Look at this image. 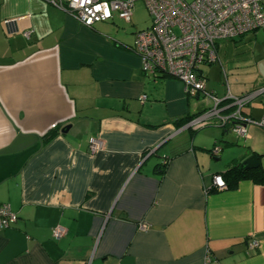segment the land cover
<instances>
[{
	"label": "crops",
	"instance_id": "obj_1",
	"mask_svg": "<svg viewBox=\"0 0 264 264\" xmlns=\"http://www.w3.org/2000/svg\"><path fill=\"white\" fill-rule=\"evenodd\" d=\"M236 40L217 41L219 86L199 68L205 91H258L241 114L259 120L264 57ZM132 43L113 20L86 27L44 0H0V203L17 215L0 264H264V185L212 183L251 154L264 167V129L188 127L211 102L144 74Z\"/></svg>",
	"mask_w": 264,
	"mask_h": 264
},
{
	"label": "built area",
	"instance_id": "obj_2",
	"mask_svg": "<svg viewBox=\"0 0 264 264\" xmlns=\"http://www.w3.org/2000/svg\"><path fill=\"white\" fill-rule=\"evenodd\" d=\"M64 10L86 27L113 20L114 16L129 23L137 1H142L151 23L134 33L131 49L141 61V71L151 77L172 76L179 79L189 97L202 93L211 106L192 117L187 126L197 130L215 123L236 135L246 136V124L264 129V115L259 120L241 114L243 106L256 94L232 95L223 99L205 91V77L199 65L217 60V41L234 40L246 33L264 28V0H44ZM27 36L28 33H25ZM260 91V90H259ZM146 96H141L145 100ZM225 103L223 107L221 103ZM229 114H222L225 109ZM89 151L102 147L99 140L89 139ZM213 153L220 151L214 146ZM216 189L227 187L220 173L214 174ZM17 215L8 204L0 203V231L15 223ZM144 227L145 225L142 224ZM62 227H54L52 235L59 238ZM252 240L249 248L257 247Z\"/></svg>",
	"mask_w": 264,
	"mask_h": 264
},
{
	"label": "rangeland",
	"instance_id": "obj_3",
	"mask_svg": "<svg viewBox=\"0 0 264 264\" xmlns=\"http://www.w3.org/2000/svg\"><path fill=\"white\" fill-rule=\"evenodd\" d=\"M113 21L116 23L119 30L124 32L125 37L128 41L133 42L134 33L138 30L147 28L151 23V17L148 11L146 10L142 1H137L134 5V9L131 15V21L129 23L119 19L117 16H114ZM107 22V21H106ZM237 46H245L250 53L254 52L256 55H261L264 57V28H260L256 33H246L242 37L236 38ZM200 70L206 71L207 68H211L208 73L207 81L209 83H214L219 86L222 83L223 73L220 70L218 63H212L210 65L200 64ZM222 76V77H221ZM232 140L234 139V134H227Z\"/></svg>",
	"mask_w": 264,
	"mask_h": 264
},
{
	"label": "trees",
	"instance_id": "obj_4",
	"mask_svg": "<svg viewBox=\"0 0 264 264\" xmlns=\"http://www.w3.org/2000/svg\"><path fill=\"white\" fill-rule=\"evenodd\" d=\"M220 174L223 176L225 183L229 188L235 187L238 181L242 179H248L255 184L264 185V167H261L260 165L255 169H244L239 167V164H235Z\"/></svg>",
	"mask_w": 264,
	"mask_h": 264
},
{
	"label": "water",
	"instance_id": "obj_5",
	"mask_svg": "<svg viewBox=\"0 0 264 264\" xmlns=\"http://www.w3.org/2000/svg\"><path fill=\"white\" fill-rule=\"evenodd\" d=\"M63 132V131H62ZM259 166L258 155L251 154L239 163V167L244 169H255Z\"/></svg>",
	"mask_w": 264,
	"mask_h": 264
}]
</instances>
